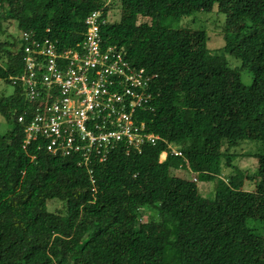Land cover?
<instances>
[{
	"label": "trees",
	"instance_id": "16d2710c",
	"mask_svg": "<svg viewBox=\"0 0 264 264\" xmlns=\"http://www.w3.org/2000/svg\"><path fill=\"white\" fill-rule=\"evenodd\" d=\"M214 5L226 15L221 47L208 46L205 28L168 21ZM95 9L107 19L102 46L154 74L136 120L159 138L140 150L119 141L92 171L41 140L24 147L18 116L31 104L11 79L25 66L20 34L0 45V79L13 86L0 93L10 125L0 133V264H264V0H0V31L15 21L20 33L75 48ZM245 139L260 144L252 174L235 163L246 153L232 150ZM53 199L63 208L50 209ZM144 208L153 212L143 220Z\"/></svg>",
	"mask_w": 264,
	"mask_h": 264
},
{
	"label": "built area",
	"instance_id": "2783aa9c",
	"mask_svg": "<svg viewBox=\"0 0 264 264\" xmlns=\"http://www.w3.org/2000/svg\"><path fill=\"white\" fill-rule=\"evenodd\" d=\"M102 15L95 9L86 16L85 38L75 48L59 49L48 37L22 31L25 66L11 76L31 104L18 116L25 124L24 147L41 140L50 153L75 156L89 171L119 141L127 150H140L159 138L136 120L138 109L151 100L154 74L134 66L115 46H102L100 25L107 20ZM171 151L181 154L173 146Z\"/></svg>",
	"mask_w": 264,
	"mask_h": 264
},
{
	"label": "rangeland",
	"instance_id": "374dc122",
	"mask_svg": "<svg viewBox=\"0 0 264 264\" xmlns=\"http://www.w3.org/2000/svg\"><path fill=\"white\" fill-rule=\"evenodd\" d=\"M119 15L120 9L115 8L111 12L110 18L111 20L118 19ZM225 16V13L219 11L217 9V5H214V7L209 11L198 10L190 15L183 16L180 19H173L168 21H170L171 25L174 27L188 26L193 28H205L209 35L208 46L211 49H215L221 47L225 42L222 29L225 21ZM19 34L20 32L17 28L16 22L7 21L5 23V30L0 31V45L6 46L7 41H10L13 36H19ZM227 58L229 59L232 66L240 64V60L230 54L227 55ZM240 72L242 81L245 84H250L253 80V73L248 69H241ZM12 90L13 86L11 83H7L3 79H0V93L4 91L6 94H9L12 92ZM9 127V123L0 113V133L6 132ZM259 145L260 144L255 140L245 139L238 146L232 148V150L246 153V155L238 156V158L235 160V163L238 164L243 170H245L247 174H252L257 169V158L251 155V152H254L257 147H259ZM161 158H164V153L161 154ZM229 170L230 168H225L224 171L229 172ZM173 173L186 177L192 176L191 173L184 169H174ZM198 184L201 192L204 195L211 196L214 194L213 185L210 181H199ZM243 187L245 189H252L254 187V182L245 178ZM48 205L52 210L63 208V202L57 199L50 200L48 202ZM143 212L144 220L153 212V210L151 208H144Z\"/></svg>",
	"mask_w": 264,
	"mask_h": 264
}]
</instances>
